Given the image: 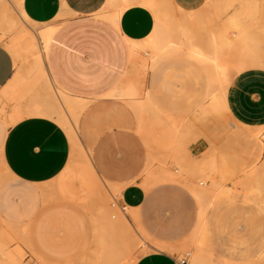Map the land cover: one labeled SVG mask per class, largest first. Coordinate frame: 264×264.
Wrapping results in <instances>:
<instances>
[{
	"label": "crops",
	"instance_id": "crops-1",
	"mask_svg": "<svg viewBox=\"0 0 264 264\" xmlns=\"http://www.w3.org/2000/svg\"><path fill=\"white\" fill-rule=\"evenodd\" d=\"M229 1L232 0H174L173 6H170V0H21L26 15L37 24L45 25L37 32L47 26L56 28L46 49L41 41L35 46L30 44L25 47L21 37H17L11 46L18 60L25 58V63L30 62L26 79L17 76L15 58L0 41V98L22 100L31 87L42 83L45 88L42 95H32L24 109L19 110V105H16L10 113L8 125L0 120L1 164L9 175L24 185V188L11 191L19 200L8 197L0 200V211L4 212L3 218L10 225H20L24 217L32 215V250L35 256H42L44 261L49 262L93 256L98 237L90 232V221L82 215L79 207L66 203L43 206L38 199L44 196L42 193L52 190L73 194L76 180L80 182L81 189L93 196L96 180L99 179L88 156L81 152L80 142L74 145L69 127L48 112L52 95L58 96L57 99L62 102L78 141L77 128L62 96L72 99L75 105L77 103L76 112L85 109L90 101L109 103L115 112L123 108L136 117L138 128L139 117L133 103L147 102L159 113L165 126H171L170 146L159 149L167 152L179 166L181 163L192 166L198 160L206 165L215 164L216 180L230 188L224 179L227 172L234 170V166L228 169L222 167L221 158L214 149H210L205 138L189 146V129L179 128L177 119L170 112L171 108L168 111L160 100L162 68L172 65L174 61L201 70L203 66L205 92L193 111V121L207 119L205 109L214 114H209L210 117L217 114L218 117L220 112V116L227 113L238 127L252 126L251 138L256 156L257 138L261 140L264 151V67H248V61L256 56L264 43V30L258 28L260 21L264 27V11L255 3L242 6L229 14L223 25L217 26L205 45L197 43L190 27L199 18V10L213 9L219 15L222 11L226 12L225 6ZM0 3L3 4L2 20L6 25V3L4 0H0ZM177 11L184 13L183 19L177 18ZM38 47L40 55L32 56L29 60L28 52ZM221 48L223 56L220 55ZM214 54L218 56L215 59ZM212 58L214 60H210ZM214 67L225 69L226 83L220 79L222 77L215 80ZM147 71L150 77L146 89L144 80L138 74H146ZM47 80L52 83L51 87ZM28 86L29 89L26 88ZM220 88H223V94L227 88L226 95H219L222 91ZM141 138L148 146L142 135ZM173 141H177L176 145ZM120 147L124 148L123 145ZM182 152L188 155L187 158H183ZM77 153L78 160L75 159ZM191 153L202 155L193 159ZM182 159H185L184 162ZM141 163L138 161V170ZM179 166L173 170L164 161L151 169L152 173L159 175L165 171L178 172ZM106 172L112 181H117L112 186L118 185V189L113 188L120 189L118 203L124 208L128 224L135 231L137 239L144 242L139 248L143 251L147 248L132 264H180L181 258L186 256L182 253L185 247L193 250V256H200L194 259L193 264H202L206 259H211L212 256H207L206 250H200L197 243H190L192 238H205L208 249L220 259L244 264L259 256L257 261L250 263L264 264V217L258 215L264 211L252 204H234L232 198L229 199L241 194L219 198L205 209L190 185H186L196 182L186 172L181 175L182 178H177L178 181L166 180L162 175L158 182L148 186L144 182L146 173L134 175L132 170L115 171L108 166ZM256 172L257 167L244 174V180L250 181L248 185L242 181L239 183L250 190L251 179ZM103 182V187H112ZM98 201L101 203V200ZM116 226L117 239L123 244L129 240V230H126V224ZM123 235L126 240H121ZM0 240V247L3 248L5 243L4 250L8 251L7 243L2 241L4 238ZM169 246L173 250L168 249ZM126 249L122 256L128 261L129 251ZM9 252L22 255L19 249H10ZM28 256L33 255L28 252ZM0 264L12 263L0 256Z\"/></svg>",
	"mask_w": 264,
	"mask_h": 264
},
{
	"label": "rangeland",
	"instance_id": "rangeland-1",
	"mask_svg": "<svg viewBox=\"0 0 264 264\" xmlns=\"http://www.w3.org/2000/svg\"><path fill=\"white\" fill-rule=\"evenodd\" d=\"M6 2L9 1L6 0ZM170 2V6H173L174 0H170ZM252 3H255V6L264 11V0H232L226 4V12L222 11L219 15H216L213 9L211 11H208L207 9L199 10V18L190 26L194 33L193 38L200 45H205L211 34L216 31L217 26L223 25L229 14L237 11L242 6ZM3 10V4L0 3V34H2V36H0V41L4 43L12 53L11 46L20 35L21 28L14 30L8 29L2 20L4 18ZM175 14L179 19L184 18L183 12L177 11ZM258 21H260V19H258ZM31 26H34L33 29L39 30L45 25H22V27L27 28L31 33L29 36L23 38L22 44L25 47L33 44L32 42L39 43L38 37H36V31H32ZM258 28L259 30H264L261 21ZM35 55H40V47H38L37 50L28 52L27 57L30 56L29 60H31V57ZM178 56L186 57L184 55ZM14 58L16 61L17 76L26 79L27 69L30 62L28 61L25 63V58L22 60H18L15 56ZM248 62V67H264V43L257 50L256 56ZM201 67L202 70L194 68L190 64L186 65L184 62L177 64V62L174 61L172 65L162 68L160 71V77L162 79L160 84L161 103L167 110L168 108H171L170 112L178 120L179 126H181L182 129H189V138L187 141L189 146L193 142L205 138L209 142L210 149H214L217 156L221 158L223 163L221 164L222 167L224 166L228 169L230 166H234V170L227 172V177L224 179V183L227 186H230L229 192L226 193V195L223 194L219 196L217 199L229 195L241 194V196H234V198L230 197L229 199L232 198L234 204H252L257 206L258 209L260 208L264 211V151L259 156L258 153L256 156L254 152V141L251 138L252 126L241 125V127H238L236 123H232L227 116V113L220 116L218 119L216 117H208L207 119L198 122H194L192 119L193 111L202 101V94L204 95L203 92H205L202 84V77L204 75L206 80V74L205 68L203 66ZM138 77L144 80V87L147 89L146 86L148 85V79L150 77L148 71L146 74H143L142 72L139 73ZM26 88L29 89L30 87L28 86ZM44 92L45 88L41 83L31 87L25 99L10 101L3 97L0 98V120L6 122L8 125L10 113L16 108V105H19V110L24 109L32 95H42ZM200 98L201 100H199ZM72 118H74L72 121L77 128L80 146L95 167L97 176L102 182L104 180L109 185L117 183V181H112L107 174L106 166L115 171L132 170L134 175L138 172L143 175V173H146L145 169L147 167L155 168L164 161H166V164L170 169L175 170L177 167L175 162L168 156L167 152L160 150L159 148H151L150 150V147L144 144L141 135L137 131L138 121L136 117L123 108H119L118 111L115 112L112 110L109 103L104 101H90L85 109L77 111L76 115ZM121 145H123L124 148L120 147ZM201 155H193L191 153L193 159L196 157L198 158ZM152 156L154 157V160H152ZM75 159H79L78 153L76 154ZM138 161L142 162L139 170ZM251 163L253 164L250 165ZM256 167L257 172L251 179L252 188L249 190L245 185H248L250 181L244 180V174L246 175V172L249 169ZM149 173H152V169H150ZM146 174L148 176V173ZM190 175H192L193 179L197 181L193 172H190ZM240 181L245 185L239 183ZM177 183L184 185L181 182ZM74 187L75 193L73 194H62L59 193L58 190L42 193L44 196L38 198L41 200L40 204L43 206H49L66 203L79 207L83 212L82 215L90 221V232L95 235L97 226L95 225L94 218L98 214L97 212L99 206L102 205V202L99 203L95 196H91L89 193L81 189L78 180L74 181ZM21 188H24V185L15 177L9 175L3 168L0 155V200L2 201L7 197L13 200H19V197L11 191ZM113 194L114 198L116 197L117 200L112 198L113 196H109V198L105 200L106 204L104 205L106 206L109 203L106 206L109 210L119 209L116 206H113V203L120 200V194L116 191H114ZM244 194L246 197H243ZM109 205L111 206L109 207ZM120 208L124 211L122 206ZM258 215L264 217V212ZM0 217V228L4 231L5 237L3 238L7 243V247L11 250H21V264H40L41 262H44L45 264H94L95 262V259L92 256H80L79 258H69L61 261H44L42 256H35L36 254L32 250V215L24 217L20 222V225H10L6 222L3 218L5 217L3 211H0ZM132 231L135 239L133 237V240L132 237H130L128 241L130 247L128 255L129 260H125L128 263L135 261L139 255L147 251V248H145L146 251L139 248L140 244L142 246L144 242L138 240L135 231L133 229ZM90 247L91 245L88 246V251H90ZM28 252L32 253L33 256H28ZM192 252L193 250L190 247H185L182 251L183 254L191 255L189 256L190 264L195 262ZM206 253L209 254L207 256H212V258L206 259L202 264H240L213 256V252L210 248L206 250ZM258 258L259 256L256 260L249 261L246 264L255 262Z\"/></svg>",
	"mask_w": 264,
	"mask_h": 264
},
{
	"label": "bare ground",
	"instance_id": "bare-ground-1",
	"mask_svg": "<svg viewBox=\"0 0 264 264\" xmlns=\"http://www.w3.org/2000/svg\"><path fill=\"white\" fill-rule=\"evenodd\" d=\"M4 2L6 3L5 6H6V13H7L6 14V16H7V21H6L7 28L10 29V30L21 28V33H20V35L18 37L24 38L26 36H29V34H31L30 31L27 28L22 27V25L23 24L32 25V24H37V23L35 21H32L26 15V13L23 11V9L21 7L22 6L21 5V0H12L11 2H6V0H4ZM8 15H10V18H9ZM31 27H32V31H36L37 35L39 36V42L41 41V43L43 45V48L46 49L48 44H49V42H50V40H51V38H52V36H53V33L55 32L56 28L53 27V26H47V27H45V28H43V29H41L40 31L37 32L36 29H33L34 26H31ZM32 43L34 45H37L38 42H32ZM217 51H218V49H217ZM220 51H222V48H221ZM222 53L224 54V52L223 51L221 52V54H220L221 56H223ZM213 56H215V54ZM217 57L215 56L213 58L215 59ZM213 58L210 59V60H214ZM204 59H206V58H204ZM218 59H216V60L218 61ZM218 63H219V61H218ZM221 66L222 65H218V67H221ZM218 67L216 69L214 67L215 70H212V71H214L213 75L215 76L216 79L214 77H211V78L217 80V78L222 77L220 79H224L223 81H224V83H226L227 82L226 71H225V69H223V68L219 69ZM223 81H222V84H223ZM47 82L49 84V87H51L50 85H52V83L50 82V80H47ZM217 83H219V82L217 81ZM217 85L219 86V84H217ZM223 86L226 87V85H223ZM52 88H53V86H52ZM52 88H51V90H53ZM224 90H225V88H224ZM226 90H227V88H226ZM226 90L224 92L225 95H226ZM215 91H217V89ZM214 92H213V94H215ZM222 92H223V90L221 91V93ZM221 93H219V95H224L223 93L222 94ZM216 94L214 96L218 97ZM57 98H58V96L54 97L53 95L50 98L51 102L49 103V106H48V109H49L48 112L50 114H52L55 118H57L64 126H66V127L68 126L69 127V131H70V134H71V136L73 138L74 145H77V144L79 145V141H78V138L76 136V133H75V130H74V126L70 122V119L65 114V112L63 110L64 106H63L62 102L60 100H58ZM219 99H221V97H219ZM62 100H63V102L65 104V107H67L70 110L72 117L74 115H76V105H77V103L75 105L73 103L72 99H70L68 97H65V96H62ZM219 103H220V101H219ZM221 104L223 105V101H222ZM133 106H134V108H135V110H136V112L138 114V117H139L138 132L145 139L146 143L150 147V150H151V148H161V149L168 148V146H170V142L169 141L171 140L170 139V134L171 133L169 134V131L172 132V130H170L171 126L170 127L168 126L169 128H167V126H165V124H164L165 122L160 118L159 113H157L154 109H152V107L149 106V104L147 102L133 103ZM205 110H206L205 113L208 112V115L212 114L209 111H207V109H205ZM222 110H223V108H222ZM213 112H214V110H213ZM217 113H219V112H217ZM221 113L222 112H220L218 117H217L218 114L216 115L217 119L220 118ZM208 115H207V117H210ZM212 115H214V114H212ZM197 117H199V116H197ZM72 119L74 120V118H72ZM199 119H198V121H200ZM179 128H181V126ZM180 132H181V130H180ZM174 134H176V133H174ZM177 136H178V134H177ZM180 136H182V135H180ZM183 136H184V134H183ZM172 139H174V138H172ZM178 139L179 138H177V140ZM176 142L173 141L174 144ZM175 145H173V147ZM256 148H257L256 151H257L258 156H259L261 154V152L263 151V146H262L261 140L259 138H257ZM174 149H175V147H174ZM174 149H172V150H174ZM81 152L83 153V155L85 154L82 149H81ZM184 153L185 152H182V154H184ZM186 156H188V155L184 154L183 158L186 157ZM152 160H154V159H152ZM182 160H183L182 162H184L185 159H182ZM175 161H176V159H175ZM178 161H180V158H179ZM182 164L183 163H181L180 166H179V163L177 164L179 166V171L178 172H172V171H165L164 170L165 172H161L159 175L158 174H154V173H149L151 167H147L145 171H146V173H148V176H147V179H145L146 181L144 180L145 185L148 186V185H151L153 183L158 182L160 180V176H162V175H164L167 178L166 180L170 179V180L178 181L179 179L177 180V178H182L181 175L184 174L185 172L188 175H190V172H193V175L196 177L197 181L196 182H192L191 184H186V185H190L189 187L196 194V196L199 199L201 205L205 209L209 208L211 206V204L219 196H221L223 194L226 195V193L229 192V190H230L229 187H225L222 184L221 181L218 182L216 180V178L214 176V172H215V169H216L215 164L206 165V164H202L199 160L192 166H189V165L188 166H183ZM150 165H148V166H150ZM183 178H184V175H183ZM161 179H163V178H161ZM103 183L99 179H97L96 183H95V187H94V193H93V196L97 197L98 200H101V202H102V205L99 206V212H97L98 213L97 215H99V216L96 215L95 218H94L95 225L97 226V229H96V234L97 235L96 236H98L97 237V241H96V245L94 244L96 247H95V249L93 251V256H92L95 259L94 264H132L133 262H129V263L126 262L124 260V255L122 256V252H124V250L126 248H127L126 250L129 251V248H130L129 247V243H128L129 240L128 241H124L123 244L121 243L122 244L121 245L120 242H119L120 239L119 240L117 239V229H115L116 225L119 226V224H126L127 225L126 227L128 228L126 230H129V236L132 237V238L134 237L133 231H132L130 225L128 224V221H127V218H126V213L120 208V205H119V203L117 201H116V203H113V206H116L119 209L109 210L106 207L109 203L106 206L104 205V204H106L105 200L108 199L109 196H113L112 198H114V194H113L114 191H118V190H116L114 188L117 187L118 185L114 187V185L112 186L110 184L112 187L111 186H109V187H111V188L114 187V188L113 189L109 188L110 190H112V191H109V189L107 188L108 186L107 187L104 186L106 189L102 186ZM103 185H105V184H103ZM117 189H118V187H117ZM118 192H120V189H119ZM114 199H116V197ZM110 206L111 205H109V207ZM132 214L134 215V217L136 219L135 213L133 212ZM141 230H143V229H141ZM3 233H4V231H3ZM3 233L0 234V238L2 237V239H3V237H5V234H3ZM122 238L123 239H121V240H126V239H124V235L122 236ZM2 241L4 243L5 239L2 240ZM0 242H1V240H0ZM3 243H2V245H3ZM190 243L191 244L197 243L200 250H207L208 249V245H207V242H206L205 238H201V239H198V238H194L193 239L192 238V239H190ZM3 246H4L3 248L0 247V248H2L0 250L1 251V255L0 256H2L4 258H8L9 261L12 264H21V256H20V254L19 253H16V254L11 253V252H9L10 249L8 251L4 250V249H6L5 248V243H4ZM168 249L173 250V248L170 247V246L168 247ZM193 258L197 260V259L200 258V256H193ZM249 264H251V263H249Z\"/></svg>",
	"mask_w": 264,
	"mask_h": 264
},
{
	"label": "built area",
	"instance_id": "built-area-1",
	"mask_svg": "<svg viewBox=\"0 0 264 264\" xmlns=\"http://www.w3.org/2000/svg\"><path fill=\"white\" fill-rule=\"evenodd\" d=\"M189 262V254H186V256H183L180 260V264H188Z\"/></svg>",
	"mask_w": 264,
	"mask_h": 264
}]
</instances>
